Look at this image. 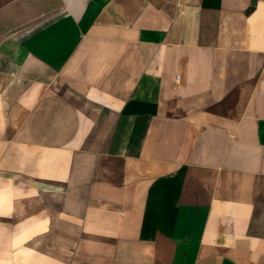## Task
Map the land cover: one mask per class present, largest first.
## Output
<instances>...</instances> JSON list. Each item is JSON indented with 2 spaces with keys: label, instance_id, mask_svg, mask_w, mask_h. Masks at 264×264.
I'll return each mask as SVG.
<instances>
[{
  "label": "crops",
  "instance_id": "crops-1",
  "mask_svg": "<svg viewBox=\"0 0 264 264\" xmlns=\"http://www.w3.org/2000/svg\"><path fill=\"white\" fill-rule=\"evenodd\" d=\"M0 264H264V0H0Z\"/></svg>",
  "mask_w": 264,
  "mask_h": 264
},
{
  "label": "trees",
  "instance_id": "trees-1",
  "mask_svg": "<svg viewBox=\"0 0 264 264\" xmlns=\"http://www.w3.org/2000/svg\"><path fill=\"white\" fill-rule=\"evenodd\" d=\"M250 8H248L247 10L249 11Z\"/></svg>",
  "mask_w": 264,
  "mask_h": 264
}]
</instances>
